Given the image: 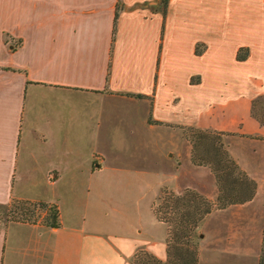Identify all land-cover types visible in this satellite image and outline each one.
Here are the masks:
<instances>
[{
	"label": "crops",
	"instance_id": "obj_1",
	"mask_svg": "<svg viewBox=\"0 0 264 264\" xmlns=\"http://www.w3.org/2000/svg\"><path fill=\"white\" fill-rule=\"evenodd\" d=\"M255 99L264 103V0H0V203L54 202L60 222L9 221L0 264H133L139 247L166 259L161 189L218 194L184 126L226 132L256 181L251 199L199 222L198 264H257Z\"/></svg>",
	"mask_w": 264,
	"mask_h": 264
},
{
	"label": "trees",
	"instance_id": "obj_2",
	"mask_svg": "<svg viewBox=\"0 0 264 264\" xmlns=\"http://www.w3.org/2000/svg\"><path fill=\"white\" fill-rule=\"evenodd\" d=\"M196 52H200L199 47ZM247 53V47H240L237 58L244 59ZM183 132L191 143L192 162L207 165L213 172L218 188L217 197H206L191 188L176 193L163 187L161 192L166 194L165 200L162 205H153V210L157 218L167 225V257L159 259L146 248L139 247L133 254V264H198L199 222L211 210L245 202L255 193L256 181L239 166L223 141L226 132L195 126H184ZM40 204L42 208L49 209L46 224L58 226L60 222L56 204L45 201ZM257 264H264V226Z\"/></svg>",
	"mask_w": 264,
	"mask_h": 264
},
{
	"label": "rangeland",
	"instance_id": "obj_3",
	"mask_svg": "<svg viewBox=\"0 0 264 264\" xmlns=\"http://www.w3.org/2000/svg\"><path fill=\"white\" fill-rule=\"evenodd\" d=\"M253 112H255V114L259 117H264V103L261 99H255ZM165 195L166 194L163 191L160 192L153 205H162L165 200ZM41 201L45 200L13 196L9 202L5 204L0 203V228L6 225L9 221L27 223L40 222L46 224V216L49 213V209L42 208L40 204ZM47 203L50 204L54 202Z\"/></svg>",
	"mask_w": 264,
	"mask_h": 264
}]
</instances>
